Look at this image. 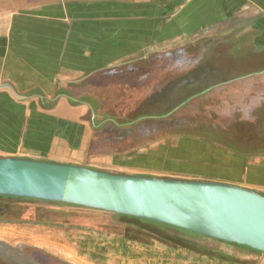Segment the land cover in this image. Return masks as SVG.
Listing matches in <instances>:
<instances>
[{"label": "crops", "instance_id": "obj_1", "mask_svg": "<svg viewBox=\"0 0 264 264\" xmlns=\"http://www.w3.org/2000/svg\"><path fill=\"white\" fill-rule=\"evenodd\" d=\"M211 43L249 51L264 48V0H0V157L97 170H102L97 168L99 164H121V168L141 171L134 175L154 176L160 170L175 173L167 161L179 158L178 146L135 150L163 136L159 124L143 119H155V111L179 108L177 102L173 106L162 102V90L168 86L174 90L169 95L177 94V82L172 83V72L166 70L167 64L174 62L173 55L160 56L153 51L160 46ZM200 58L203 62V56ZM148 60L152 68L139 66ZM186 62L193 63V57L187 56ZM193 78L192 72L187 74L184 83L187 89L192 88L191 93L199 86L194 87ZM237 81L229 79L221 90ZM147 94L149 100L144 97ZM227 103L235 112L234 119L237 112L250 110L255 112L252 123L264 112V101L259 102L256 92L248 93L244 101L234 98ZM147 111L154 116L141 114ZM133 124L136 128L132 132L126 127ZM241 135L237 140L246 143L252 136L258 138L255 132ZM259 136L263 139L264 133ZM196 143L200 147L188 142L181 147L188 149L187 157L194 155L206 164L220 160L222 169L234 170L236 175L233 179L194 172L188 175L236 184L264 195V161L247 162L264 159V150L258 145L233 150L215 148L204 141ZM11 206H0V264H51L50 258L60 264H93V245L97 249L94 257H105L98 254L104 251V243L93 241L91 218H77L71 208H52L47 215L40 213L42 217L36 215L32 220L1 219L8 212L24 211L21 205ZM20 224L57 228L65 234L76 230L81 233L76 240L79 249L89 253L83 252L78 260L64 258L42 248L47 247L44 243L51 245L53 238L36 237L43 243L38 246L17 238L5 227ZM121 246L128 248L123 242ZM190 252L180 249L174 254L187 259Z\"/></svg>", "mask_w": 264, "mask_h": 264}, {"label": "rangeland", "instance_id": "obj_2", "mask_svg": "<svg viewBox=\"0 0 264 264\" xmlns=\"http://www.w3.org/2000/svg\"><path fill=\"white\" fill-rule=\"evenodd\" d=\"M214 43H211V45L207 46H199L198 44H195L194 46L188 48H184L185 45L172 47L160 46L155 48L153 51L155 55H160L162 53L169 52L170 50H175L176 53L173 54L174 62L167 64L166 70L172 72L170 75L172 83L177 82V90L182 92L181 94L185 92L184 88L186 87L184 86V83L186 82L187 74H191L192 72L194 75L193 79L195 81V86L199 85L193 90V99L188 102H183L176 110V118L177 121L179 120V126L177 127V125H175L176 122H172L171 125H167L162 129L163 136H161L157 142H150L144 145L142 144L137 146V149H135L139 150L143 147L150 146L155 148L157 145L161 149L178 146L179 151L176 155L179 158L167 161L168 168L175 173H166L162 172L161 170L157 172L154 171L156 172L154 177L201 180V178L188 175L193 174L192 172H194L202 175L208 174V177L210 178H235L236 172H234V170L232 171L222 169L220 160H209L210 164H206L205 162L201 163L202 160H199L194 155H192L193 158L187 157V148L181 150V147L184 146L185 142H188L190 145L192 144L194 146L200 147L196 141L199 142L203 141L204 139L201 140V138L199 139L198 137H195L194 135L196 134H201L203 138H205V135L210 137L209 140L215 142V148L221 147V143L224 142V139H230L231 137L233 138L232 135L229 136L227 133H222L225 132V130L222 127L223 125H220L222 124L220 121L222 116L228 118L232 116L234 118L235 112L228 109L231 104H228L227 102H234V98L244 101L248 98V93H255L256 91L262 92V94H264V62L261 61L264 56V48L256 47L249 51L245 47H229ZM181 47L184 48V50H180L179 48ZM249 52L252 53V55ZM186 56L193 57L194 62L187 63L185 59ZM201 56L204 58L203 62H201ZM152 65L153 63H150L149 60L145 64H139V66L142 68L146 66H151L152 68ZM201 75L204 76L203 79L200 77ZM244 76L247 78H244ZM229 79L238 80V83H234L229 86L224 84V86L228 87H225L226 89L224 88L221 90V86H223L222 83L228 82ZM169 81L170 80H167L166 82L168 83ZM220 81L221 83L218 84ZM253 84H255V87H253ZM199 87L205 89L201 91V88ZM211 90L213 91L208 95L206 94V96L205 91L210 92ZM171 91L172 93L174 92V90L169 89V86L162 90L163 104L171 101V95H169V92ZM144 97L149 100L148 94ZM244 114V112L236 113L239 123L243 121L241 116ZM258 122H260L259 119L252 120V123L254 124ZM232 126L233 125H231V127ZM149 131L145 133L146 136ZM237 131H239V134L242 132H240V127H237ZM186 132H189L191 135L185 136L183 133ZM239 136L242 135L240 134ZM191 140H193V142H190ZM205 146L206 145H203V148H206ZM258 161H264V159L247 160V162L250 163H255ZM212 164L220 165L218 166L219 168H217L213 167ZM120 165L103 163L97 165V168L102 169L101 171L116 174L134 175V173L141 172L137 170L121 168ZM181 172L187 174H177ZM12 203L16 206H23L24 211L8 212L4 214L1 219L12 220L24 219L26 217L32 220V218L36 215L39 218L42 215H47L49 213L48 210H51L50 208L53 207V209L61 210H65V208H73L55 207L51 205L49 206L38 201L0 198V206H11ZM86 209L91 210L84 207L74 209L76 210V216L77 218H84L85 216V218H91V220H93V223H91V225H93V241L97 243L103 242L104 245L102 246L105 248L103 252L98 251V254L102 253L105 255V257L100 258V256H98L97 258L94 257L97 249L94 247L95 245H93V264H100L103 262H106V264H264L263 253L244 246L233 245L231 243H225L204 236L201 238H190L188 235H184L181 232L176 233L177 235H172L175 234L173 231H169L170 233H168V231H161L160 229L158 230L157 227L152 228L155 230L154 233H148L139 230L135 221H129V219L125 217L114 216L115 213L96 209L88 211ZM86 212H90V214H86ZM53 217H56V215L51 216L50 218L55 219ZM5 227H7L8 231L17 234V238H22L25 242L29 243H38V246H42L43 243L38 238L37 240L36 237L41 238L43 236L45 239L48 237L53 238L55 241H52L51 245L44 243V245L47 247L42 248L64 258H71L72 260L77 258L78 260L79 257L83 256V252L87 254L89 253L79 249V245L76 243V240H80L81 233L77 232L76 230H72L71 232H68V234H65L62 230H57V228L48 230L31 227L28 224L7 225ZM160 231L163 235L168 236L169 238H175L176 240L188 239L202 245V247L213 249L215 251L211 253L216 256L211 259L206 257L200 258L195 257L190 252L189 254L186 253V255L183 253L187 259H181L178 255L176 256L174 254L176 250L178 252L180 251V248H178L176 244L162 242L158 239ZM121 242L128 246V248L125 250L122 249ZM123 250L125 252H122Z\"/></svg>", "mask_w": 264, "mask_h": 264}, {"label": "water", "instance_id": "obj_3", "mask_svg": "<svg viewBox=\"0 0 264 264\" xmlns=\"http://www.w3.org/2000/svg\"><path fill=\"white\" fill-rule=\"evenodd\" d=\"M0 195L149 220L264 254V195L230 183L0 157Z\"/></svg>", "mask_w": 264, "mask_h": 264}, {"label": "trees", "instance_id": "obj_4", "mask_svg": "<svg viewBox=\"0 0 264 264\" xmlns=\"http://www.w3.org/2000/svg\"><path fill=\"white\" fill-rule=\"evenodd\" d=\"M184 48H188V47L185 46ZM184 48L181 47L179 49L180 50L181 49L184 50ZM174 53H176L175 50H170L169 52H165V53L160 54V56L161 55L162 56L163 55H173ZM186 57H185V59H186ZM177 64H179V63H177ZM148 68H149V66H147V69ZM166 69H167V67H166ZM219 83H221V81L218 82V84ZM210 85H212V84H210ZM194 87H195V85H194ZM191 89H192L191 87H189V89L184 88V91L185 92L183 94H181L182 92H180V91L177 90V94H172L170 96L171 101L168 102L165 106H173L174 103L177 102L176 104L180 107L181 104L185 100H187V101L192 100L194 94L191 93V92H189ZM204 89L205 88H202V90H204ZM211 92H212V90L210 92H206L205 95L206 94L208 95ZM257 92H259V91H256V93ZM258 99H259V102H263L264 101V94H262V92H259L258 93ZM183 112H184V110H183ZM154 113H156L155 115L158 116V117H156L155 119L145 118V119H143V120L146 121L145 123H148V124H159L160 125L159 128L161 130L163 128H165V126L171 125L172 122H176L175 125H177V127L179 126L178 125V121L179 120L177 121V118H176V116H177L176 110H174V111H172V110H162L160 112L159 111H155ZM244 113H245V116L242 119L243 121H241L240 123L238 122L237 119H234L232 116H230V118H227V117H224V116L221 117V120L220 121L222 122V124H220V125H223L222 127L225 130V132H222V133H225V134L227 133V134H229V136L230 135L233 136V138L231 137L230 139H224V142L221 143V145L222 146H226L228 148H231L233 150L240 149V147L243 146V145L244 146H248V147L250 145H251V147L258 145V147L260 149L264 150V138L262 139L259 136L260 135V132L261 133H264V112H263L262 115H261V112H259V114H260V122H258V124L256 126H254V124L251 123V121H250L251 118L252 119L254 118L255 112L254 111L247 110V111H244ZM141 114L142 115H145L147 117L154 116L153 113L148 112V111H147V113H141ZM238 124H240V125H238ZM211 125H212V123H211ZM231 125H233L234 127L233 126L231 127ZM135 126L136 125L133 124L132 126L126 127V128H128L129 131L132 130V132H133V131H135V128H136ZM237 127H240V132L241 131L242 132H246L247 131V133H250V132L257 133L258 134V138H256V136H252V137H250V139L247 140V143L246 142L238 141L237 139H240V140L242 139V137L239 136L242 132L239 134L238 133L239 131H237ZM117 129H119V130L122 129V126H118ZM183 134H185V136H190L191 135L189 132H186V133H183ZM194 136L195 137H198L199 139L201 138V140L204 139L203 141L206 142V143H209L211 145H215V142H212L211 140H209L210 137H207L206 135H205V138H203L201 134H196ZM260 139L262 141H260ZM250 141H252V142H250ZM248 152H249V150H248ZM0 197L1 198L17 199V200L38 201V202H41L43 204H46V205H49V206L51 205V206H55V207H73L74 209L80 208L78 206L68 205V204L59 203V202H49V201H43V200H36V199H29V198H21V197H12V196H5V195H0ZM73 208H71V209H73ZM50 209H52V208H50ZM55 210H57V209H55ZM86 210H88V209H86ZM91 210H88V211H91ZM93 211H95V210H93ZM114 216H117V217H125V218L129 219V221L130 220L131 221H135L136 224H137V228L139 230H142V231H145V232H148V233H150V232L154 233L155 230L152 229V228L153 227H157L158 230L160 229L161 231H168V233H170L169 231H173L175 234H172V235H177L176 233L181 232L184 235H188L190 238H193V237H195V238H201V237H203L202 235H199V234H196V233H192V232H189V231H186V230H182V229H179V228H175V227H172V226H169V225H166V224H162V223H157V222H153V221H149V220H144V219L135 218V217H131V216L120 215V214H114ZM161 231L159 233V238L158 239L160 241H162V242H169L171 244L174 243L180 249H185V250L191 251V252H193L195 254L205 255V256L210 257V258H214L216 256V255H214V254L211 253V252H214L215 251L213 249L202 247V245L197 244V243H195V242H193L191 240H188V239L187 240L186 239L185 240H180V239L179 240H176L175 238H169L168 236L163 235ZM233 245H235V244H233ZM124 250L122 252H125ZM50 259H51V261H53V262H51V264H53V263L54 264H60L55 259H52V258H50Z\"/></svg>", "mask_w": 264, "mask_h": 264}]
</instances>
